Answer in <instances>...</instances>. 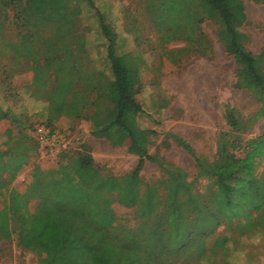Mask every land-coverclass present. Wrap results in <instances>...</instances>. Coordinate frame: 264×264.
I'll return each instance as SVG.
<instances>
[{"label":"rangeland","instance_id":"1","mask_svg":"<svg viewBox=\"0 0 264 264\" xmlns=\"http://www.w3.org/2000/svg\"><path fill=\"white\" fill-rule=\"evenodd\" d=\"M24 1L23 26L16 28L11 23L0 26V117L5 110L12 114L0 120V148L14 143L9 141L7 129L12 135L19 132L28 135L38 143V148L29 152L26 163L1 190L0 206H10L13 196L19 194L33 207L35 200L29 185L34 168L55 174L73 153L90 156L104 173L121 176L134 169L137 155L128 153L125 146H111L106 139L92 134V121L99 115L97 106L91 107L83 117H66L48 108L44 101L46 89H39L35 96L30 95L34 90V60L42 65L43 78L49 75V70L45 69L47 65L53 69L62 68L63 78L55 87L57 101H65L76 80L87 72L106 69V41L101 35L98 13L116 31L118 52L133 57L140 70L141 88L137 97L144 110L137 122L143 128L155 130L150 136L148 152L160 159V165L146 161L139 172L140 178L153 182L164 176L169 168L167 164L180 167L185 170L188 181H195L193 191L199 205L211 206L215 187L210 179L197 176L195 161L179 143L180 139L189 143L200 158L212 161L217 158L222 141L233 144L228 146L230 153L243 157L248 151L249 139L264 137V98L246 88L242 80V85L238 84L240 61L229 52L226 39L218 34L217 25L203 17L198 31L191 34L192 39L198 32L204 37L199 49L205 47V51L196 53L192 50L196 44L183 38L162 43L159 31L144 14L143 5L134 8V0H92L91 5L84 0H62V5L50 3L39 13L35 12L34 0ZM35 1L47 3L46 0ZM243 5L246 18L240 29L246 35L244 44L248 50L259 53L264 47V1L243 0ZM2 11L0 4V20ZM52 12L56 14V20L49 17ZM8 13L12 21V10ZM185 34H189L188 28ZM17 40L28 54L27 58H19L18 64L13 60L17 56L16 47L8 46ZM174 50L180 51L173 61L169 52ZM64 82L68 83L65 87ZM226 106L237 110V129L226 122ZM37 126L59 133L67 145L41 143ZM61 154L66 155L65 160H59ZM255 161V174L264 181V161L258 158ZM12 168L6 165L3 175L12 172ZM184 198L180 197V200ZM261 207L256 212H243L240 220L220 215V225L205 237L198 235L200 225H193V220H188L186 230L192 233V240L197 236L198 241L183 256L197 255L196 247L203 244L204 257L189 264H264V204ZM111 208L116 223L109 232H114L120 224L133 226L136 223L135 208L116 201L112 202ZM187 212L190 217H195L194 212ZM238 221L242 231H239V225L233 226ZM249 223L252 228L246 225ZM15 226V218L11 217L10 228ZM216 238L226 242L224 248L214 251ZM0 264L40 262L36 251L19 246L13 235L10 239H0Z\"/></svg>","mask_w":264,"mask_h":264},{"label":"trees","instance_id":"2","mask_svg":"<svg viewBox=\"0 0 264 264\" xmlns=\"http://www.w3.org/2000/svg\"><path fill=\"white\" fill-rule=\"evenodd\" d=\"M84 1L92 3V0ZM46 2L34 0L35 12H42L50 3L62 5V0ZM0 4L3 6L0 26L11 23L16 28L22 27L25 1L0 0ZM139 4L143 5V12L154 29L159 31L162 43L183 38L196 44L192 49L196 53L205 51V47L199 49L204 37L198 32L192 39L191 34L199 28L203 17L211 19L217 25L219 36L226 39L229 52L240 61L238 84H244L264 98V47L259 53H253L244 44L246 35L240 29L246 18L243 0H134L132 3L134 8ZM11 10L12 21L8 13ZM53 13L49 17L56 20ZM98 14L101 35L106 41V69L87 72L76 80L65 101H57L55 87L63 78L62 68L47 65L49 75L43 78L42 65L34 60V90L30 95L46 89L44 101L48 108L66 117H83L91 107L97 106L99 115L92 121V134L106 139L111 146H125L128 153L137 155L136 165L132 171L116 176L104 173L90 156L77 152L69 156L55 174L43 173L35 167L29 185L35 205L30 207L15 194L10 206H0V239L14 235L19 246L36 251L40 264H189L198 261L204 257L203 244L196 247L197 255L183 256L198 241L197 236L192 240V233L186 230L188 220H193V225L199 224L198 235L205 237L220 225V215L240 220L243 212L262 208L264 181L255 174V159L264 161V137L249 139L248 151L243 157L230 153L228 146L233 144L222 141L217 158L212 161L200 158L189 143L180 139L179 143L195 161L197 176L210 179L215 187L211 206L199 205L193 191L195 181H188L185 170L180 167L167 164L169 168L164 176L153 182L143 181L139 172L145 162L160 165V159L148 152L150 136L155 130L143 128L137 122L144 110L137 97L141 88L140 70L133 57L118 52L116 31ZM187 28L189 34H185ZM9 45H14L17 53L11 60L18 64L19 58H27L21 41ZM179 51L169 52L173 61ZM67 84L64 82L63 86ZM225 111L227 124L237 129V110L226 106ZM8 112L5 110L0 120L11 117ZM11 133L7 129L8 139L14 143L0 148V192L26 163L29 152L38 148V143L28 135ZM61 155L59 160H65L66 155ZM6 165L13 168L4 176ZM180 197L185 198L180 200ZM113 201L136 209L137 221L133 226L123 223L114 232L108 231L116 223L111 208ZM187 211L194 212L195 217H190ZM11 217L16 221L14 229L10 228ZM240 224L238 221L232 225H239L242 231ZM246 225L253 227L251 223ZM225 242L216 238L212 249L224 248Z\"/></svg>","mask_w":264,"mask_h":264},{"label":"built area","instance_id":"3","mask_svg":"<svg viewBox=\"0 0 264 264\" xmlns=\"http://www.w3.org/2000/svg\"><path fill=\"white\" fill-rule=\"evenodd\" d=\"M36 133L38 140L47 146H53L57 143L61 144V147H65L67 145V141L62 135L46 127L37 126ZM48 151L53 152L52 149H48Z\"/></svg>","mask_w":264,"mask_h":264}]
</instances>
